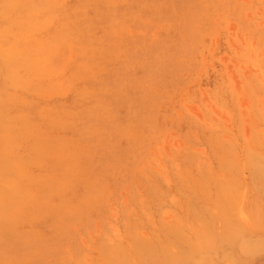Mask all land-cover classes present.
<instances>
[{"label":"rangeland","instance_id":"obj_1","mask_svg":"<svg viewBox=\"0 0 264 264\" xmlns=\"http://www.w3.org/2000/svg\"><path fill=\"white\" fill-rule=\"evenodd\" d=\"M0 264H264V0H0Z\"/></svg>","mask_w":264,"mask_h":264}]
</instances>
